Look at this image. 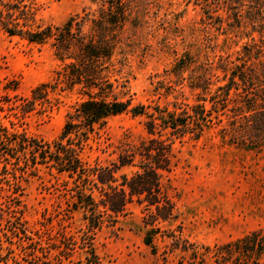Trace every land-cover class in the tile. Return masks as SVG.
<instances>
[{"label":"trees","instance_id":"16d2710c","mask_svg":"<svg viewBox=\"0 0 264 264\" xmlns=\"http://www.w3.org/2000/svg\"><path fill=\"white\" fill-rule=\"evenodd\" d=\"M89 1L64 23L48 24L38 18L37 0H0V32L49 43L59 62L51 80L16 101L17 119L23 122L35 111L50 110L59 102L56 92L81 96L50 141L16 127L13 120L12 126L0 121V189L20 199L13 202L15 211L2 213L16 222L12 233L20 252L11 253L17 260L26 258L17 264H99L95 234L118 224L133 203L141 206L149 227L144 241L157 253L159 224L179 215L165 181L178 164L179 144L198 141L215 128L224 143L246 149L264 146V0H196L203 5L206 23L225 35L223 45L234 49L204 61L189 50L178 57L173 72L195 99L172 103L173 109L135 103L132 95L126 96V33L149 12L150 4ZM128 112L144 118L146 137L118 147L107 162L91 160L88 153L106 148L109 119ZM31 177H42L45 186L63 193L66 204L58 228L53 224L39 235L23 219V186ZM76 212L84 226L79 234L67 223ZM168 236L173 240L168 252L180 249L181 264H207L208 257L213 264H264V227L214 245L183 239L173 231Z\"/></svg>","mask_w":264,"mask_h":264},{"label":"rangeland","instance_id":"374dc122","mask_svg":"<svg viewBox=\"0 0 264 264\" xmlns=\"http://www.w3.org/2000/svg\"><path fill=\"white\" fill-rule=\"evenodd\" d=\"M37 1L38 18L48 24H62L90 4L89 0ZM143 2L150 4L149 12L140 22L129 25L126 33L128 54L122 71L129 92L126 96L132 95L135 103L160 104L171 109L175 102H193L191 89L182 86V77L173 72L178 57L189 50L204 61L234 47L223 45L225 35L215 24L206 23L203 5L196 0ZM216 43L219 44L215 49ZM58 64L49 43L34 44L0 32V121L12 126L13 120L16 127L48 141L56 138L67 111L81 100L80 95L56 92L59 97L56 105L43 113L33 112L23 122L17 119L15 103L29 96L39 83L51 80ZM146 135L143 117L129 112L113 116L107 126L106 148L94 149L88 153L89 158L107 162L115 157L118 147ZM178 157V164L165 181L171 186L179 215L159 224L161 231L155 237L158 252L153 253L145 243L149 227L143 223L141 206L133 203L118 224L103 227L95 234L99 264H181L180 249L168 252L173 242L168 236L170 231L183 239L214 245L264 227V146L246 149L224 143L217 129L212 128L198 141L179 144ZM40 174L47 177L44 172ZM23 187V219L30 231L39 235L53 224L58 228V217L66 205L63 193L45 186L42 177L29 178ZM14 201L20 199L14 198L9 190L0 189L1 264H17L19 260L18 263H26L24 256L23 260H17L11 253L20 252L12 233L15 219L2 215L4 211L16 210L12 206ZM67 223L76 234L84 230L78 212ZM207 264H213L211 257Z\"/></svg>","mask_w":264,"mask_h":264}]
</instances>
